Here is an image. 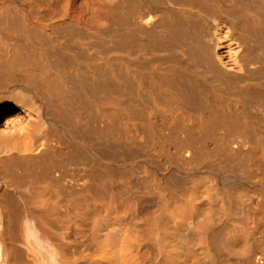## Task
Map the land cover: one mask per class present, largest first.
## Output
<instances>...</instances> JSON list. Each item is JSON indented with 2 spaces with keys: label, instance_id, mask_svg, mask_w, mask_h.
I'll return each instance as SVG.
<instances>
[{
  "label": "bare ground",
  "instance_id": "1",
  "mask_svg": "<svg viewBox=\"0 0 264 264\" xmlns=\"http://www.w3.org/2000/svg\"><path fill=\"white\" fill-rule=\"evenodd\" d=\"M0 264H264V0H0Z\"/></svg>",
  "mask_w": 264,
  "mask_h": 264
}]
</instances>
